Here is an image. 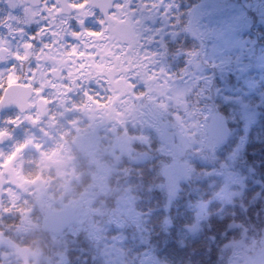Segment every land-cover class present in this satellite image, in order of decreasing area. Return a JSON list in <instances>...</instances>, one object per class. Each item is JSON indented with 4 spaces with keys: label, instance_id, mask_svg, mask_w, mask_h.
Here are the masks:
<instances>
[{
    "label": "trees",
    "instance_id": "trees-1",
    "mask_svg": "<svg viewBox=\"0 0 264 264\" xmlns=\"http://www.w3.org/2000/svg\"><path fill=\"white\" fill-rule=\"evenodd\" d=\"M145 2L158 4L145 50L184 103L165 111L156 106L161 98L142 100L126 126L111 108H90L63 138L67 168L43 171L36 157L17 160L31 194L5 198L25 211L0 223V264H233L264 251V0ZM222 17L234 19L233 52L214 34L211 22ZM213 51L222 63L205 59ZM214 115L230 132L223 145L204 134ZM180 121L185 129L177 132ZM144 128L156 130L146 145L137 135ZM174 162L184 175L171 186L161 172ZM62 209L73 210L76 222L58 235L41 232L42 218ZM24 218L31 222L23 229Z\"/></svg>",
    "mask_w": 264,
    "mask_h": 264
},
{
    "label": "snow or ice",
    "instance_id": "snow-or-ice-1",
    "mask_svg": "<svg viewBox=\"0 0 264 264\" xmlns=\"http://www.w3.org/2000/svg\"><path fill=\"white\" fill-rule=\"evenodd\" d=\"M19 4L39 5V10L23 7L24 19L8 16L0 20V27L7 28L9 36L22 38L25 35L22 28L12 26V21L17 25L42 23L43 26L29 37V42L18 45L15 52L11 51L8 40L0 37V62L9 58L17 62L0 70V109L14 105L20 113L15 119L5 121L6 124L20 127L27 123L48 137L49 129L66 113L112 108L117 116H124L137 110L142 100L155 104L157 97L164 98L156 106L165 111L168 107L165 100L184 103L180 92L174 97L167 95L172 90L173 78L164 68L154 67V55L145 50L151 38L144 40L140 34L143 20L158 7L157 3L145 0H19ZM90 18L99 25V30L85 26ZM73 20L80 31L72 30L70 22ZM44 37H49V42H43ZM66 37L78 43L68 44ZM31 41H41L42 46L37 50ZM33 60L35 67L31 66ZM17 65L22 75L18 74ZM93 84L95 87L91 86ZM140 85L144 86L143 92H137ZM74 93L81 97L79 103L72 100ZM53 104L63 111H53L50 107ZM175 118L180 119L178 114ZM77 123L76 119L68 121L70 127ZM11 139L9 130L0 128V143ZM36 141L34 136H28L22 143L15 144L10 153L0 151V178L30 145L38 151L43 149ZM11 195L12 190L0 181V223L14 211L16 214L25 211L15 203L6 202L5 198Z\"/></svg>",
    "mask_w": 264,
    "mask_h": 264
},
{
    "label": "rangeland",
    "instance_id": "rangeland-1",
    "mask_svg": "<svg viewBox=\"0 0 264 264\" xmlns=\"http://www.w3.org/2000/svg\"><path fill=\"white\" fill-rule=\"evenodd\" d=\"M4 4V0H0V20H4L5 18H7L8 16H15L18 17L20 19H24L23 16V7H26L27 5H21L19 4V0H17V5H18V10L17 12H15L14 14H10L8 10H6L5 8H3ZM34 11L39 10V7L33 8ZM206 16V14L204 15ZM202 16V22L200 24V30L203 32L204 35V24L207 23L206 18ZM156 16L155 14H152L150 16H146L145 19L143 20V23L141 25V29H140V34L141 36L144 38V40H146V35L149 33L147 27V23L148 21L150 22V19H154L155 20ZM39 19V17H38ZM93 19V18H91ZM216 18L214 21H212L211 23L214 24L215 23V27L214 29V34L217 33L218 30V34L221 35V44H224L225 48H228L226 52H233L234 50H236L235 47H237V42L235 41L234 36H231L230 34V30L232 29V27H234V19L233 17H222L221 19ZM94 20V19H93ZM93 20H88L86 21L90 23L91 27L97 28V30H99L98 25L93 21ZM202 25V27H201ZM12 26L14 28H22L25 35L21 38L20 36H9L7 28L5 27H0V37H4L5 39L8 40L9 42V46L11 51L15 52L17 50L18 45H20L23 42H29V37H30V32L29 29L27 28L26 25L24 24H19L17 25L15 23V21H12ZM35 29L40 28L43 26V24H36L35 23ZM72 30H76L78 29L76 25H71ZM70 37H66V43L68 44H76L77 41H73L72 43L67 42L69 40ZM36 46V49L38 50V47ZM216 50V48L214 49ZM222 50L223 48L220 47V45H218L217 47V51H220L221 54L219 55H224L222 54ZM22 52V49H21ZM218 55V53L216 51H213L210 53V55L208 56V58L206 57L205 59L207 60H216V62L218 63H222L220 56H216ZM12 62V59H8L7 63ZM189 63L191 64V60L189 61ZM35 67V61L33 60L32 63ZM27 67V65L25 66ZM8 69V66H3L0 65V70H6ZM19 70V67H18ZM200 71V68H198L197 72ZM21 71H18V74H20ZM189 73V72H188ZM21 75V74H20ZM200 76V75H198ZM177 84H175V82L172 81L170 82V87L172 88L171 91H169L167 93L168 96L170 97H174L176 95V93L180 92L182 93V89L178 88V86H175ZM92 87H95V85H91ZM47 94V93H46ZM158 98L164 99L163 97H157L156 101L158 100ZM81 97L78 94H73L72 95V100L79 103L80 102ZM167 105L168 106H179V104H177L173 99H169L167 100ZM53 111H63L62 108L58 107L56 104H53L50 106ZM81 112H72V113H66L64 115V117L62 118H58V123L55 127L50 128L49 129V133L50 135L48 137H44L42 136V134L40 133L38 128H33L31 125L24 123L22 124L20 127H15L13 125H9L6 124L5 121L9 120V119H15L17 115H15V113H8L5 115H0V128H7L9 130V132L12 135V139L8 140V144L5 146H0V151L4 152L5 154L10 153L13 148L14 145L17 143H22L25 139L28 138V136H34L37 139V143H41L43 145V149L41 151L36 150L33 146H29V148L23 152L18 158L17 160H24L25 157L28 158L29 161H32L31 158L32 157H36V161L35 164H38L41 166V170H45V171H50L51 169H54V163L56 162H62L64 163V167L63 168H67V153L69 151V146L66 143L65 139H61V136L64 135L65 133H69L71 127L68 124V121H71L72 119H74V117H76V119H78V116H76V114H78ZM110 114L118 121L119 124H122L124 126L127 125V118H128V114L126 113L124 116H117L116 114V110L111 108V112ZM140 116H136L134 117V128L138 130V126L141 123V119L139 118ZM82 117H80V121ZM46 119V118H45ZM123 120H126L127 122L122 123ZM108 122V117L106 116L105 119H101L100 122ZM122 121V122H121ZM184 123L182 121L178 122V124H176L175 130H177V132H181L180 130L182 128L185 129V127H183ZM155 132L156 130L153 128H144V130L140 133L137 134L139 136V140L138 142H142L143 145H146V141L149 142L151 140H153L155 138ZM65 136V135H64ZM42 152L44 154H42ZM54 153V155H53ZM24 158V159H23ZM17 160L10 165V167L5 170V174L2 178H0L3 182H5V184L7 183V187L10 188L12 190V195L10 198V200L14 201V202H19V201H23V199L21 198V192L24 191L26 194L27 188L25 187V178L24 176H22V168H18L16 169V166L14 164L17 163ZM27 160V159H26ZM43 168V169H42ZM58 169L59 171L62 170ZM181 179V177L179 178V180ZM177 182L176 178L172 179V181L170 182L171 186H174V183ZM22 184L24 185V188L22 186ZM21 191V192H20ZM31 194V192L29 191L28 196ZM50 214V213H49ZM26 219L23 222V227L21 228H26L29 223L31 222V219ZM82 220V219H80ZM79 220V221H80ZM9 246L11 248H13V245L9 243ZM153 264V263H152ZM233 264H264V251L260 254L257 255L255 259H253L251 262L248 263H239L238 261H235Z\"/></svg>",
    "mask_w": 264,
    "mask_h": 264
},
{
    "label": "water",
    "instance_id": "water-1",
    "mask_svg": "<svg viewBox=\"0 0 264 264\" xmlns=\"http://www.w3.org/2000/svg\"><path fill=\"white\" fill-rule=\"evenodd\" d=\"M6 8L10 12H15L18 8L17 0H6L5 2ZM33 8L39 7V5H28ZM16 112L19 113V109L14 106H7L3 109H0V114L2 113H10ZM208 136L213 139L218 145H222L227 142L229 139V129L227 128L225 122L221 117L215 115L211 118L210 124L206 130ZM8 141H4L0 143V145H5ZM54 166L57 169H61L64 167V163L56 162ZM183 167L181 163L175 162L165 166L162 170V178L163 181L168 184L170 180L176 176H182ZM0 181H2L0 179ZM77 216L75 212L71 209L58 210L50 213L46 217H44L40 223V231L43 233H50L53 235H58L60 233L65 232L68 228L75 223Z\"/></svg>",
    "mask_w": 264,
    "mask_h": 264
},
{
    "label": "flooded vegetation",
    "instance_id": "flooded-vegetation-1",
    "mask_svg": "<svg viewBox=\"0 0 264 264\" xmlns=\"http://www.w3.org/2000/svg\"><path fill=\"white\" fill-rule=\"evenodd\" d=\"M3 8H5L6 10H8L7 8H6V6H5V0H4V4H3ZM26 7H28V6H26ZM18 10V9H17ZM17 10H16V12H17ZM9 11V10H8ZM9 13L11 14V12L9 11ZM15 13V12H14ZM14 13H12V14H14ZM36 19H38V17L36 18ZM89 20H93V19H89ZM94 21V20H93ZM70 24L71 25H76L77 23L73 20V21H71L70 22ZM35 23H33V24H30V25H26L27 26V28L29 29V32H30V37L32 36V35H35L36 34V32L39 30V28H37V29H35ZM86 27L87 28H89L90 30H97V28H94V27H91V25H90V23L89 22H87L86 23ZM73 31H80L79 30V28L78 29H76V30H73ZM49 37H44L43 38V42H49ZM67 40V39H66ZM73 41H75V40H73L71 37L69 38V40L67 41V42H70V43H72ZM32 43H34V45H35V47L36 46H38V47H41L42 46V44H41V41H31ZM78 43V42H77ZM37 47V48H38ZM39 49V48H38ZM17 62L16 61H14V60H12V62H10V63H7V61L6 62H0V65H3V66H8V68H10L12 65H14V64H16ZM31 66L32 67H34V65L33 64H31ZM17 67H19V65H17ZM19 71V70H18ZM21 75L23 74L22 73V71H21V73H20Z\"/></svg>",
    "mask_w": 264,
    "mask_h": 264
}]
</instances>
